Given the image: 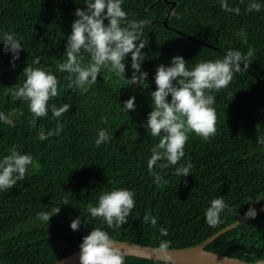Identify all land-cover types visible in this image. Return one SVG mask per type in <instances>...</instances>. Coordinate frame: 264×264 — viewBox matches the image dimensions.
<instances>
[{
    "label": "trees",
    "instance_id": "1",
    "mask_svg": "<svg viewBox=\"0 0 264 264\" xmlns=\"http://www.w3.org/2000/svg\"><path fill=\"white\" fill-rule=\"evenodd\" d=\"M82 2L0 0V31L17 33L24 49L13 68L11 54H5L0 44V111L11 121L0 123V157L13 145L33 157L25 179L0 191V264H55L78 252L92 227L108 231L118 241L157 247L167 240L170 248L196 246L241 220L250 206L249 197H264V145L255 142L257 134H264V6L248 13V0H228L230 7H240L236 15L222 10L218 0H124L128 19L149 21L143 37L148 43L142 50L149 88L121 89L115 77L98 76L97 83L81 94L67 88L66 73L58 72L56 65L66 59L62 57L66 38L76 19L75 9L85 7ZM242 30L246 39L240 35ZM249 48L255 52L248 68L234 73L226 89L214 92L215 134L208 139L189 135L185 156L177 166L191 162L190 175L177 177L175 166H170L162 170L167 183L155 186L147 160L159 138L140 126L152 110L148 93L156 89V67L168 65L176 55L191 67L201 60L222 59L228 49L246 53ZM36 59L39 65H33ZM126 59L125 75L130 77L131 55ZM27 64L57 76L58 95L49 100L47 117H33L26 102L11 96L9 87L23 83ZM102 75L109 74L102 70ZM132 95L136 110L123 113L120 103ZM64 103L72 107L59 118L65 125L62 133L41 141L39 134L56 126L51 107ZM98 128H106L114 137L99 147L94 143ZM113 188L135 192L136 206L119 229H109L101 218L87 212L100 191ZM219 196L231 211L222 212L221 222L211 227L204 211ZM65 199L69 204L63 205ZM53 206H61V211L49 225L36 220L38 212ZM263 206L264 200L255 204L257 210ZM145 215L154 216L156 225ZM78 216L81 227L73 231L70 223ZM161 228L167 235L161 234ZM207 250L250 263L264 259V212L222 235ZM125 264L162 262L125 256Z\"/></svg>",
    "mask_w": 264,
    "mask_h": 264
},
{
    "label": "clouds",
    "instance_id": "2",
    "mask_svg": "<svg viewBox=\"0 0 264 264\" xmlns=\"http://www.w3.org/2000/svg\"><path fill=\"white\" fill-rule=\"evenodd\" d=\"M123 2L124 0H83L85 7L75 9L76 19L71 24V32L67 35L62 56L66 59L56 65L58 72L66 73L64 78L68 82L67 88L78 89L84 94L97 83L98 76L102 79L115 77L116 83L122 85L121 89L130 85L142 89L149 88L148 73L142 69L146 60L142 50L148 43L143 38L144 25L149 21L128 19L129 14L123 9ZM218 2L226 12L236 15L241 12L238 6L230 7L228 0ZM262 6L264 0H248L245 11L259 12ZM240 35L247 38L243 30ZM21 40L22 37L15 32L0 31V44L3 45L5 54H11L10 63L13 68L17 66L16 61L24 50ZM254 52L252 48L246 53L228 49L222 59L201 60L191 67L182 55H176L168 65L161 63L156 67L153 76L156 89L148 93L152 110L145 122L146 133L159 138V142L151 148V155L147 160V168L155 186L161 187L167 183L162 170L170 166H175L173 171L177 177L190 175L193 168L191 162L177 166L185 156V144L189 135L195 133L203 139H208L215 134L214 92L226 89L234 73L240 72L242 67L247 69L248 61ZM84 53L87 54L86 63ZM129 54L132 75L126 77V58ZM39 64V59L33 61V65ZM33 65L27 64L23 69L26 78L22 84L9 87L11 96L26 102L33 117H47L48 102L58 95V79L51 70ZM102 70H106L109 75L103 76ZM71 107L70 103L51 107V118L56 120V126L46 133L41 132V141L62 133L65 125L59 118L68 113ZM136 107L135 95L124 100L122 106L120 103V110L126 114L135 111ZM102 122L106 123V120L102 118ZM0 123H11L3 111H0ZM32 123L35 124V120ZM113 138L106 128H98L94 143L99 147ZM255 142L264 145V134H257ZM32 163L33 157L30 153L21 152L13 145L7 155L0 157V191L12 189L18 181L24 180ZM134 197L135 192L127 188L102 190L95 204H89L87 212L92 218H101L109 229H119L127 222L128 216L136 206ZM261 200H264V197H249L247 203L250 206L241 219H255L258 214L255 204ZM67 204L69 203L65 199L63 205ZM225 210L231 211L223 196L213 198L204 211L205 222L215 227L221 222V213ZM60 211L61 206H53L49 210L38 212L36 220L49 225L51 218ZM144 219H150L152 225L157 223L154 216L145 215ZM81 223V217L78 216L71 220L70 228L78 231ZM160 231L162 235H167L166 229L161 228ZM169 249L167 240H162L156 248L161 254L162 264H172ZM79 264H125V256L108 231L92 227L79 244ZM243 264H247V261ZM255 264H264V259L256 258Z\"/></svg>",
    "mask_w": 264,
    "mask_h": 264
},
{
    "label": "water",
    "instance_id": "3",
    "mask_svg": "<svg viewBox=\"0 0 264 264\" xmlns=\"http://www.w3.org/2000/svg\"><path fill=\"white\" fill-rule=\"evenodd\" d=\"M174 7L175 4L173 5V8ZM168 19L169 16L167 17V20ZM167 20L164 23L166 27H168ZM197 41L201 44L211 46L200 40ZM140 127L142 129H146L145 123H142ZM263 212H264V206L258 210V214L256 218L259 215H261ZM252 220L254 219L243 218L235 222L234 224L230 225L229 227L219 231L218 233L207 239L202 244L187 248H170L169 251L172 256V264H243V262L246 260L220 255L208 251L207 247L222 235ZM114 241L117 244V246L121 248L122 252L124 253V256L126 257H134V258L149 260L155 263L162 262L161 254L156 251L157 247L140 245V244L118 241V240H114ZM55 264H79V251L73 253L72 255L64 259H61ZM247 264H255V263H250L247 261Z\"/></svg>",
    "mask_w": 264,
    "mask_h": 264
}]
</instances>
